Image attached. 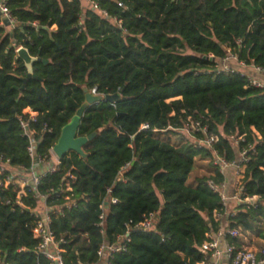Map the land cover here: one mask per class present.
Returning a JSON list of instances; mask_svg holds the SVG:
<instances>
[{
    "label": "trees",
    "instance_id": "trees-1",
    "mask_svg": "<svg viewBox=\"0 0 264 264\" xmlns=\"http://www.w3.org/2000/svg\"><path fill=\"white\" fill-rule=\"evenodd\" d=\"M5 1L15 23L0 14V154L10 166L33 163L21 120L50 163L85 90L120 97L85 108L77 135L95 136L82 153H65L20 197L18 181L0 185V264H50L33 233L40 194L62 206L49 228L65 240L66 264L97 263L100 245L127 231L109 264H196L224 212L208 185L224 180L214 156L233 163L243 151L242 198L258 200H242L227 220L264 238V88L236 68L264 70V0ZM16 46L39 58L26 81ZM230 54L236 60L221 68ZM187 118L217 140L196 144L205 134H185ZM202 161L206 172L192 178ZM150 215L151 229L133 227ZM241 237L227 239L241 245Z\"/></svg>",
    "mask_w": 264,
    "mask_h": 264
},
{
    "label": "built area",
    "instance_id": "built-area-1",
    "mask_svg": "<svg viewBox=\"0 0 264 264\" xmlns=\"http://www.w3.org/2000/svg\"><path fill=\"white\" fill-rule=\"evenodd\" d=\"M92 7L95 8L96 5L92 4ZM0 14L2 19L8 22V25H10L11 27L14 26L15 19L11 16V13L6 5L5 0H2L0 2ZM18 47L20 46H16L15 50ZM229 59L236 60V57L235 55L230 54L228 57L224 58L223 61L225 62ZM224 68L227 69L228 67H224ZM254 69L259 72L264 71L261 67H254ZM248 78L253 85L264 88L263 83L252 78L251 76H248ZM91 93L96 94L95 89H92ZM23 112L28 113L29 120L31 121L35 120V116H36L35 112H32L29 109H24ZM20 123L22 128L24 129V133L29 138V146L27 149L30 157L33 159L32 166L28 171H25L20 168L12 167L9 165V159L5 158L2 154H0V176H2L0 177V185L7 186L9 183L13 181H18L20 183V190L17 193V197H20V195L23 194L24 186L30 184L37 185L40 181L41 176L49 170H54V166L56 164L53 163L52 159L50 163H48V161H45V157H38L36 155L37 141L33 137L35 131L29 130L27 128L26 121L21 120ZM143 127H147V125H144ZM183 130L186 131V133L190 136L194 132H202L203 134H205L203 138L197 140L195 139L194 142L198 145H205L207 147H210V145L217 140L216 136L207 134L206 126H201L199 121L193 120L191 118H187V124L184 126ZM50 154L51 157L54 154L52 152V148L50 149ZM56 160L58 162L57 157ZM247 160L248 159L245 157V151H243L240 154L239 159L233 163L226 162L217 155L214 156V164H217L219 166V171L223 174V176L226 167L235 164L244 169V165L242 163L246 162ZM44 163L45 165L40 166L41 164ZM240 175L241 177L239 179L238 192L237 195L234 197L238 200L240 199L244 201L255 202L256 200H254V198L256 196H249V197L247 196L242 198V186H241L242 173H240ZM208 185L212 190L217 191L219 193L222 203L224 205V212L221 214L219 213L216 214V218L219 219L221 216L225 215L226 212L227 196L225 192V177L224 180L218 184L213 182L212 180H209ZM38 196H39V203L37 207L32 210V212H34L36 216V223L33 228V233L34 236L39 240L36 250L38 254H42L45 258H47L50 264H66L62 256L64 250L61 247V244H63L65 240L63 237L56 239V236L54 235L53 231L49 228L51 215L61 210L62 206L48 207L45 205V196L43 194H40ZM65 198L68 199L67 196ZM110 201L112 203H116V198H111ZM74 205H75L74 201H69L65 203V206L68 208ZM102 217L103 215L101 214L100 215L101 220ZM152 224H153V215H150L144 220L136 223L133 227L141 230H149L152 228ZM100 225H102V221ZM240 234H241L240 229L238 228H230L229 225L227 226V228H224L220 224V219H219V225L217 230L213 233H209L207 235L208 240L204 241L200 247L203 253L205 254V258L197 262L196 264H221L220 258L222 255L226 256L230 264H264V247L258 249H248L241 245H237L236 243L229 242L227 239V237L237 238L240 236ZM127 235H128V231L123 235H119L117 237L118 241L112 244H107L106 242H103L100 245L99 249L97 250V255L99 257V260L95 264H109L108 259L110 258L111 254L115 252H119L122 249H124L125 242L127 240ZM222 238H224L225 241L224 248H220L218 245L219 239ZM78 264H93V263H78Z\"/></svg>",
    "mask_w": 264,
    "mask_h": 264
},
{
    "label": "water",
    "instance_id": "water-1",
    "mask_svg": "<svg viewBox=\"0 0 264 264\" xmlns=\"http://www.w3.org/2000/svg\"><path fill=\"white\" fill-rule=\"evenodd\" d=\"M4 22L6 25H8L7 21ZM16 54L19 58L23 60L27 68V76L24 78V81H26V79L33 76L32 74L33 61L39 58L35 56H31L28 53L27 49L22 46L16 49ZM119 97H120V93L99 95V94H93L90 91L85 90V103L82 104L77 109L76 113L72 116L70 121L62 127L59 137L56 143L52 147V152L56 155L57 159L61 158L68 151H75L77 153H82L84 145L95 136V132H92L87 136L77 135V130L80 124L81 116L85 108L101 100L114 102L118 100ZM120 175L121 174H119V176Z\"/></svg>",
    "mask_w": 264,
    "mask_h": 264
},
{
    "label": "crops",
    "instance_id": "crops-1",
    "mask_svg": "<svg viewBox=\"0 0 264 264\" xmlns=\"http://www.w3.org/2000/svg\"><path fill=\"white\" fill-rule=\"evenodd\" d=\"M1 1L2 0H0V2ZM87 3H88V1L86 2V4ZM238 69L241 72L248 74L252 78H254V79H256L259 82L264 84V71L259 72V71L255 70L253 66H245L243 64H240ZM242 171H243V168L239 167L235 164L229 165L224 170L225 192H226V196H227L226 212H225V215H223L219 218L220 224L224 228H227V226L229 225L227 217L230 214V212L232 214L235 213L236 212V209H235L236 205H238L240 202H242V200H240V199L238 200L234 197L237 195V192H238L239 179L241 177L240 173H242ZM254 200L257 201L258 198L255 197ZM240 235H242V237L240 239L241 246L248 248V249H258V248L264 247V238L260 237L258 234L249 231V232H246V233L240 234ZM218 245L220 248H224V245H225L224 238L219 239ZM220 263L221 264H230L229 260L226 258L225 255L221 256Z\"/></svg>",
    "mask_w": 264,
    "mask_h": 264
},
{
    "label": "rangeland",
    "instance_id": "rangeland-1",
    "mask_svg": "<svg viewBox=\"0 0 264 264\" xmlns=\"http://www.w3.org/2000/svg\"><path fill=\"white\" fill-rule=\"evenodd\" d=\"M84 1V0H83ZM86 4V3H85ZM235 61V60H233V59H229V61ZM234 64V63H233ZM235 66V65H234ZM221 68H224V67H228V65H227V63L224 65V62H222V64H221V66H220ZM236 68H238V67H236ZM185 134H187L186 133V131H183ZM188 135V134H187ZM51 159H52V161H53V163L55 164V163H57V160H56V156L53 154L52 155V157H51ZM200 164H203V165H200ZM204 164H207V161L205 162V161H202V162H199V163H197L196 164V166H195V171L193 172V175H192V178H195V177H197V176H199V175H201L202 173H204L205 171H206V167H205V165Z\"/></svg>",
    "mask_w": 264,
    "mask_h": 264
}]
</instances>
